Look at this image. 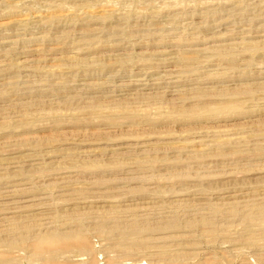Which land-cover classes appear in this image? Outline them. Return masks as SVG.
Returning a JSON list of instances; mask_svg holds the SVG:
<instances>
[{
	"label": "rangeland",
	"instance_id": "obj_1",
	"mask_svg": "<svg viewBox=\"0 0 264 264\" xmlns=\"http://www.w3.org/2000/svg\"><path fill=\"white\" fill-rule=\"evenodd\" d=\"M0 264H264V0H0Z\"/></svg>",
	"mask_w": 264,
	"mask_h": 264
},
{
	"label": "bare ground",
	"instance_id": "obj_2",
	"mask_svg": "<svg viewBox=\"0 0 264 264\" xmlns=\"http://www.w3.org/2000/svg\"><path fill=\"white\" fill-rule=\"evenodd\" d=\"M14 192V191H13ZM10 196H12V194H10V193H8L5 197L7 198V197H10ZM12 197H15V196H12ZM10 219V218H9ZM73 237V236H72ZM52 240V239H51ZM84 248V247H83Z\"/></svg>",
	"mask_w": 264,
	"mask_h": 264
}]
</instances>
